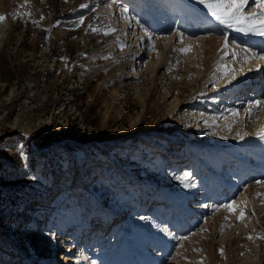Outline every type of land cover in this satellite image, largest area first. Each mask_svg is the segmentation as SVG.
I'll return each instance as SVG.
<instances>
[{
	"label": "rangeland",
	"instance_id": "obj_1",
	"mask_svg": "<svg viewBox=\"0 0 264 264\" xmlns=\"http://www.w3.org/2000/svg\"><path fill=\"white\" fill-rule=\"evenodd\" d=\"M209 2L0 0V264H92L99 248L106 259L96 264H264V187L244 178L255 160L264 168V136L241 124L230 133L217 120L231 105L229 83L248 70L226 64L231 40L264 53V36L247 31L251 20L221 24ZM257 4L247 0L243 14L264 11ZM164 34L174 43L158 40ZM197 109L215 113L223 134L196 133ZM191 133L207 145L185 177L174 160L192 152L175 142ZM227 159H248L243 178L231 165L235 184ZM233 184L238 193L228 196ZM120 208L145 213L143 229L118 234Z\"/></svg>",
	"mask_w": 264,
	"mask_h": 264
},
{
	"label": "bare ground",
	"instance_id": "obj_2",
	"mask_svg": "<svg viewBox=\"0 0 264 264\" xmlns=\"http://www.w3.org/2000/svg\"><path fill=\"white\" fill-rule=\"evenodd\" d=\"M254 2L257 4L258 3H261V2H264V0H254ZM124 8V7H123ZM161 9V8H160ZM125 10V9H124ZM164 10V9H163ZM251 10V9H250ZM123 9L120 8V10H118L119 13H122ZM160 11V10H159ZM180 11V10H179ZM244 11V10H243ZM164 12V11H163ZM252 12V11H251ZM165 13L166 15L169 17V16H174L176 15L175 13V9H169V10H165ZM164 13V14H165ZM181 13V12H180ZM244 13V12H243ZM257 13V12H256ZM260 13V12H259ZM244 14H247V11L246 13ZM159 15V14H158ZM164 16V15H163ZM164 18V17H163ZM166 20H169L167 19L166 17ZM162 21H165V20H162ZM168 22V21H167ZM166 22V23H167ZM170 22V20H169ZM165 23V22H164ZM164 23H162V25L164 26ZM168 26V25H166ZM165 26V27H166ZM143 27V26H142ZM145 27V26H144ZM169 27V26H168ZM167 28V27H166ZM165 29V28H164ZM168 29V28H167ZM166 29V30H167ZM145 30V29H144ZM144 30L141 29V32ZM147 30V29H146ZM156 30V29H155ZM153 30V32L155 31ZM173 30V29H171ZM171 30L169 31V34L171 32ZM176 30V29H175ZM148 31V30H147ZM164 31V30H163ZM179 32V31H178ZM159 33V32H158ZM173 33V32H172ZM176 33V32H175ZM180 33V32H179ZM182 34V33H181ZM180 34V36H181ZM142 35V34H141ZM146 35H147V32H146ZM149 35V34H148ZM151 36L153 35L152 33L150 34ZM154 35H157V34H154ZM166 35V37L164 38V36L161 38H158V40H161L163 42H173L174 40V37L173 36H168V34H164ZM176 35V34H175ZM179 35V34H178ZM183 35V34H182ZM143 36V35H142ZM160 36V35H158ZM168 36V37H167ZM184 36V35H183ZM234 36V35H233ZM236 36V35H235ZM234 36V40H231L228 41L230 42V44H232L231 48L232 51H233V55H232V58L230 61H226L228 67H230L232 69L233 74H236L238 72H240L241 70L247 68L248 70L246 71V74H244L243 76H240V77H237L235 82H231V84L229 83V87L230 89L232 88V99H229L228 102H226V104L230 105V106H227V109H225L226 111L223 112L221 114V116L218 115V119L217 120H222L221 122V126L222 125H227L226 129H228V131L230 133H233L235 132L237 129H238V126L241 124V125H244L247 130H251V132L253 133V131L255 132L256 134V137L259 135L260 137L262 136L261 135V132L262 130H264V106H261V107H257L258 104H260L261 102H264V59H260L258 58L259 56H264V53L262 51V49H259L258 51H256V53H253L252 54V50L249 48V50L247 49V47H245L244 45H248V42L247 44H244L243 42H240L238 39L242 38H235ZM146 37V36H145ZM150 37V36H149ZM179 37V36H178ZM187 36L185 35L184 37H179L178 41H183V39H188L186 38ZM189 37V36H188ZM255 38V37H254ZM259 38V37H258ZM141 39V38H140ZM145 39V38H144ZM143 39V41H144ZM155 39H157L155 37ZM232 39V38H230ZM257 39V38H255ZM146 40V39H145ZM149 40V38H148ZM153 40V39H152ZM151 41V40H149ZM157 40H155L156 42ZM160 41V42H161ZM243 41V40H242ZM139 42V41H138ZM259 42V41H257ZM262 42V41H261ZM143 43V42H142ZM158 43V42H156ZM263 43V42H262ZM139 44V43H138ZM159 44V43H158ZM229 44V43H228ZM260 44V43H259ZM140 45V44H139ZM149 45V43H148ZM227 45V44H226ZM258 45V44H257ZM257 45H256V49H257ZM261 45V44H260ZM259 45V47H260ZM263 45V44H262ZM228 46V45H227ZM229 46V47H230ZM149 47V46H148ZM228 47V48H229ZM258 47V48H259ZM146 48V47H144ZM252 48V47H251ZM263 48V47H262ZM150 50V49H149ZM148 50V52H149ZM255 50V49H254ZM249 52V53H248ZM239 64V65H237ZM236 65L238 67H236ZM259 69V70H258ZM259 71H262L263 73L262 74H259ZM231 74V75H233ZM227 85V84H226ZM226 85H219V89L223 88L224 86ZM230 91V90H229ZM222 92V91H221ZM213 93V92H212ZM216 93V92H215ZM219 93V92H217ZM200 98V97H199ZM210 99H212L211 97L209 98V101ZM216 99V98H215ZM218 100V99H217ZM226 100V99H225ZM214 101V100H213ZM219 101V100H218ZM232 101V102H231ZM212 102V101H210ZM217 102V101H216ZM215 103V102H214ZM203 105V104H202ZM201 105V106H202ZM233 105V106H232ZM216 106V105H215ZM225 106V107H226ZM222 107V106H221ZM224 107V108H225ZM205 108V107H204ZM217 109V107H216ZM222 109V108H221ZM198 110V109H197ZM201 110V109H200ZM200 110H198V112L196 111L195 113L193 112V114L195 115V122L197 120H199V124L197 125V132L196 133H201L203 131V129L205 128V130H211L212 132L214 133H220V134H223V130L220 128L221 126H216L215 124L218 122L215 121V117L214 115L211 116L210 115H206L204 113H202ZM223 110V109H222ZM221 111V110H220ZM219 112V111H218ZM192 114V115H193ZM208 114V113H207ZM213 114V113H212ZM219 125V124H218ZM218 127V128H217ZM243 127V126H242ZM244 128V127H243ZM220 130V131H219ZM248 133V131H246ZM250 133V131H249ZM251 133V134H252ZM255 134H252V135H255ZM183 136H180V137H175L177 140H179L180 138H182ZM193 134L191 133L190 135H188V138H186L185 140L182 139L178 142H175L177 143L176 145L179 146L180 144L179 143H183V142H186L187 143V147H189V149L191 150L192 154H191V157H187L185 156V154L181 153V154H178L176 156V159L177 160H174V166H176V168L178 169H183L182 171V174L185 175L186 171L184 170L185 169V166H187L189 163H187V161H191L192 162V165L196 166V168L200 167L201 163L204 161V159H202L204 157V155H200L199 152H200V149H203V147L207 144H205L202 140V142H199V141H195L193 140ZM254 137V136H253ZM252 136H250V138L254 139ZM249 139V138H248ZM247 139V140H248ZM259 139V138H258ZM261 139V138H260ZM264 140V139H263ZM244 141V140H242ZM241 141V142H242ZM251 141V139L249 140ZM262 141V139H261ZM253 143V142H252ZM263 143V142H262ZM125 145L126 146H134V144H132L129 140L128 141H125ZM216 146L215 143H211L210 147H213V146ZM209 146V145H208ZM241 146V145H240ZM198 148V150H197ZM264 150V149H263ZM142 151V148H139L138 149V155L139 153H141ZM198 151V152H197ZM174 152V151H173ZM180 152V151H179ZM98 155H100V153H97ZM264 154V153H263ZM258 155V157H260L259 154H256ZM99 157V156H98ZM262 157V156H261ZM264 159V155H263V158ZM261 159V160H262ZM128 162L127 164L131 163L133 166H135V162H136V158H134L133 156L129 159H127ZM228 160V159H227ZM245 160H248V159H245ZM245 160H238V161H235L233 159H230L228 160V165H227V168H225L228 172L225 174V179L227 181H229V183H233L234 184L236 183V179L235 177L233 176V173H232V169H231V165H237V166H240V169L239 171H241V176L243 178V168L244 166H246L244 163L246 162ZM252 160V159H251ZM245 161V162H244ZM264 161V160H263ZM190 162V163H191ZM177 163V164H175ZM180 163V164H179ZM204 163H207V161H205ZM249 163V162H248ZM251 164V162H250ZM255 164V166H253L252 168L249 167V173L245 174L244 175V178L245 176H249L251 177V179H257L258 183L260 186L264 187V168L261 167V164L259 163L258 160H255L253 165ZM252 166V164H251ZM136 167V166H135ZM210 169V168H209ZM210 174H213V170H208ZM248 171V170H247ZM217 172V171H216ZM235 173V171H234ZM215 174V173H214ZM213 174V175H214ZM216 175V174H215ZM240 175V174H239ZM238 175V176H239ZM253 175V176H252ZM78 176V175H77ZM179 177V176H178ZM186 177V175H185ZM208 177V176H207ZM103 180V176L100 175V178L98 180V182H102ZM174 179V178H173ZM171 180V183H172V189L170 188H167V186L164 187V190L166 193L170 194V195H173L178 189H177V186H179L178 184H180L179 182H175V179L174 180ZM209 179V178H207ZM192 180V179H191ZM198 180V179H197ZM222 180V179H221ZM225 180V181H226ZM224 181V180H223ZM226 181V183H227ZM249 181V180H248ZM197 182V181H196ZM204 182V181H203ZM183 184H185V182L183 181L182 182ZM229 185L227 186L226 188H229V192H228V196L230 195V193L233 191L234 193H238V191H235L237 189L238 186H235V185ZM227 185V184H226ZM239 185V184H238ZM241 185V184H240ZM239 185V186H240ZM250 185V184H249ZM258 185V186H259ZM242 187V186H240ZM244 187V186H243ZM242 187V189H243ZM246 187V186H245ZM248 187V186H247ZM251 187V185H250ZM249 187V188H250ZM206 188V187H205ZM208 190V189H207ZM239 190V189H238ZM243 190H246L247 191V188L243 189ZM233 193V194H234ZM231 194V195H233ZM203 195V194H201ZM205 195V194H204ZM203 195V196H204ZM241 195V194H240ZM241 197V196H240ZM158 198V197H157ZM242 198V197H241ZM170 199L173 200V202H176V199L173 198L172 196H170ZM231 203L230 205H232V203H234V205L237 203V200L234 199V197L232 196L231 197ZM158 200V199H157ZM236 203H235V201ZM239 200V199H238ZM153 201V200H152ZM156 201V200H155ZM208 201V200H207ZM221 201V200H220ZM228 201V200H227ZM233 201V202H232ZM167 201H163V202H158L156 204L153 205V210L152 212H158L162 209H165V203ZM224 202V200H223ZM226 203V202H225ZM220 204V203H219ZM211 205V204H210ZM214 205V204H213ZM203 207L205 206L202 205ZM201 206V208H203ZM208 206V205H206ZM216 206V205H215ZM219 206V205H218ZM50 207L49 206H46L42 209H49ZM207 208V207H206ZM221 208V207H220ZM218 208V209H220ZM131 209V208H130ZM208 209V208H207ZM204 210V209H203ZM210 210V209H209ZM214 209H212L213 211ZM216 210H217V207H216ZM221 210V209H220ZM67 211V210H66ZM64 211V212H66ZM122 208H120L118 211H117V218H120V220H122V223L119 224L115 229L117 230V233H121V232H126L125 230L126 229H129L127 225H130L132 223H134V225L136 224L138 227H142L144 225V218H145V213H142V216H140L138 214V209H134L133 212H130L128 213V215L124 214L122 212ZM206 211V210H205ZM211 211V210H210ZM218 211V210H217ZM142 212V211H141ZM216 212V211H215ZM150 213V212H149ZM151 214V213H150ZM63 216H65V214H63ZM151 219V218H150ZM150 224V223H149ZM137 227V228H138ZM140 229L142 230L143 228ZM150 227V226H149ZM155 227V226H154ZM154 227H152V230H154ZM168 227V226H167ZM166 225H165V228H167ZM151 229V228H150ZM133 230V229H132ZM136 231V230H135ZM152 232V231H151ZM127 233V232H126ZM99 239V238H98ZM60 249H64V248H60ZM109 249V248H108ZM107 249V250H108ZM82 250V249H80ZM97 253L93 254L92 257H90V261H92V264H94L99 258H105V254H104V251L102 248H99L98 251H96ZM106 252V251H105ZM118 253V252H117ZM107 254V253H106ZM111 255V254H109ZM61 256H63L61 254ZM106 259V258H105ZM40 260V259H39ZM54 260V259H53ZM64 262H66L65 264H70L71 263V260H68V258H64L63 260ZM107 261V260H106ZM52 262V261H51ZM78 263V262H76ZM97 263V262H96ZM95 263V264H96ZM45 264H49V263H45Z\"/></svg>",
	"mask_w": 264,
	"mask_h": 264
},
{
	"label": "snow or ice",
	"instance_id": "obj_3",
	"mask_svg": "<svg viewBox=\"0 0 264 264\" xmlns=\"http://www.w3.org/2000/svg\"><path fill=\"white\" fill-rule=\"evenodd\" d=\"M205 0H201L204 3ZM247 3V0H211L205 6L211 12L212 16L215 17L217 21L227 27H233V22L244 23L249 20L252 23L249 25L247 31L254 32L256 35L264 36V11L261 13L253 12L249 16L243 14V9ZM257 7L264 10V2L258 3ZM30 15V13L28 14ZM5 17L0 16V22H2ZM225 46H227L225 44ZM258 58L264 59V56H259ZM264 106V102H261L257 107ZM261 135L264 136V130H262ZM234 205H225V208L230 212L233 210ZM240 219H244V214L241 212ZM252 237H249L251 239ZM264 239V236L260 237ZM223 254V250H221Z\"/></svg>",
	"mask_w": 264,
	"mask_h": 264
}]
</instances>
